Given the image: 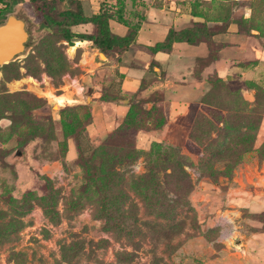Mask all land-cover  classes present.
I'll use <instances>...</instances> for the list:
<instances>
[{"label":"rangeland","instance_id":"obj_1","mask_svg":"<svg viewBox=\"0 0 264 264\" xmlns=\"http://www.w3.org/2000/svg\"><path fill=\"white\" fill-rule=\"evenodd\" d=\"M4 1L0 20L35 28L0 65V264H188L193 240L200 250L264 233V81L224 79L212 66L224 44L209 35L235 23L246 49L263 44L264 0H125L138 27L152 18L207 31L151 58L135 42L105 55L62 37L61 10L90 16L115 0H52L48 19L29 0ZM121 57L141 69L139 90L104 66ZM85 71L107 74L102 136L89 126Z\"/></svg>","mask_w":264,"mask_h":264},{"label":"crops","instance_id":"obj_2","mask_svg":"<svg viewBox=\"0 0 264 264\" xmlns=\"http://www.w3.org/2000/svg\"><path fill=\"white\" fill-rule=\"evenodd\" d=\"M132 2H134V0H132ZM243 18H246V16ZM115 21L116 20L109 21L111 32L124 36L128 27ZM85 24H90L92 26L91 30L93 29V25L91 23H84V25ZM234 24L235 23H229L225 30H218L212 34L211 39L213 42H220L224 44L219 49L218 57L214 60L212 66L219 71V74L223 75L224 79H229V74H237L240 78H244L247 75H253L255 80L262 78L264 81V41L263 44L251 43L249 49H246V45L243 42V35L238 33L237 29L234 28ZM82 25L83 24L71 26V30L73 32H91L79 31L78 28L81 29ZM114 26L117 27V30L113 28ZM165 26L166 23L161 20L157 21L154 19L152 20V18H148L139 25L133 43L135 42L137 45L153 46L156 42L163 41L169 30H166ZM159 30H161V36L158 35ZM81 41H88V43L92 44L89 40ZM235 42L237 44H235ZM159 53L162 55L166 54L163 50H159L154 55L157 57ZM146 54H148L149 58H151V55L148 52H146ZM245 54H248L249 57L253 59L251 62L249 61V64L245 61H241L246 57ZM230 55H233V57ZM110 60L109 65L106 63L104 66L117 68L115 69V73H119L120 76H123V88H127L129 91H135L139 88L142 77L141 69L127 68L124 66V64H122L124 57H121V59H113L111 62ZM112 70L114 71V69ZM105 75L107 74H104L103 76L100 75V77L97 78L95 74L92 77L89 76V71H85V73H83V76L90 80L89 84H92L95 88L90 96L92 99V115L89 126H93L96 134H99L100 136L104 135L106 132V115L103 106H106V102L110 101L109 98L104 97V93L100 90L101 86H104V84L108 82L105 80L107 77L104 78ZM66 95L67 94L64 92L61 94V97L65 98ZM117 101V104L114 106L115 113L117 116L123 117L129 109L128 101L127 99L122 100L120 97ZM219 241L222 242L221 245L215 244L214 240L210 242L206 241V243H203L201 249L199 250L198 245L193 240L190 250L194 253L197 259L196 261L190 260L191 262L189 261L188 264H264V233H242L236 240V246L231 245L229 241L224 239L221 240L220 237L216 242ZM203 249L205 251H203Z\"/></svg>","mask_w":264,"mask_h":264},{"label":"trees","instance_id":"obj_3","mask_svg":"<svg viewBox=\"0 0 264 264\" xmlns=\"http://www.w3.org/2000/svg\"><path fill=\"white\" fill-rule=\"evenodd\" d=\"M52 0H29L34 6L35 10L38 11L45 19H48V8ZM0 12H4L7 6V2L0 0ZM125 0H115L114 2L105 3L98 12L87 16L83 13L81 8L76 10L72 8L63 9L59 12L64 20V27L62 28L61 35L67 42H72L73 38L79 40L91 41V46L97 48L100 52L105 55L109 53L119 54L125 51L130 46L134 39L138 29V26L133 25L124 16ZM5 16L0 23L5 20ZM116 20L117 22L128 27V30L124 36L117 35L111 32L109 27V21ZM91 23L93 29L90 33L84 32H73L71 26ZM206 33L204 27L193 24L191 27L181 28L178 31L170 28L163 39V41L156 42L153 46L138 45L140 48L145 49L152 56L157 51L162 49H170L174 42L189 41V35H197L196 33ZM213 33H209V35ZM140 87L138 88V90ZM129 112V109H128Z\"/></svg>","mask_w":264,"mask_h":264},{"label":"water","instance_id":"obj_4","mask_svg":"<svg viewBox=\"0 0 264 264\" xmlns=\"http://www.w3.org/2000/svg\"><path fill=\"white\" fill-rule=\"evenodd\" d=\"M28 37L24 19L13 13L8 14L0 23V65L22 52Z\"/></svg>","mask_w":264,"mask_h":264},{"label":"flooded vegetation","instance_id":"obj_5","mask_svg":"<svg viewBox=\"0 0 264 264\" xmlns=\"http://www.w3.org/2000/svg\"><path fill=\"white\" fill-rule=\"evenodd\" d=\"M35 28V25L34 24H31L30 27L27 29L28 30V33L32 34L33 33V30Z\"/></svg>","mask_w":264,"mask_h":264}]
</instances>
